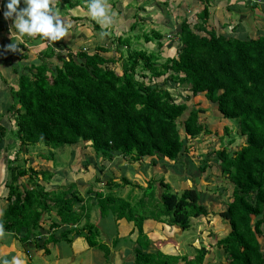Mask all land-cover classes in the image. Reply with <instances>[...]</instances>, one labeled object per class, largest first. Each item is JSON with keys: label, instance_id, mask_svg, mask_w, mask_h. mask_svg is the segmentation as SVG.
<instances>
[{"label": "trees", "instance_id": "obj_1", "mask_svg": "<svg viewBox=\"0 0 264 264\" xmlns=\"http://www.w3.org/2000/svg\"><path fill=\"white\" fill-rule=\"evenodd\" d=\"M204 3L199 16L206 20L210 1L204 0ZM94 26L101 29L98 23ZM136 29L135 22L130 32ZM203 29L201 23L192 28L188 20L183 21L177 33V56L165 60L161 54L165 35L157 30L142 33L141 38L145 43H159L158 51L136 49L132 37L122 34L110 41L114 48L106 44L81 45L77 51L67 48L63 56L48 42L47 48L36 54L34 62L30 61L34 53L25 42L18 44L17 51L10 50V56L16 57L19 63L28 62L13 69L18 74V88L10 87L12 102L8 106L6 92H0L3 106H0V157L5 154L10 175V203L2 223L6 230L17 232L22 242L30 243L34 241L32 233L41 231V216L46 212L50 215L51 227L59 231L56 235L52 233L48 241L71 242L77 236L84 237L90 247L100 248L109 257V242L99 240V231L94 229L97 226L92 222V203L94 208L99 207L102 217L112 212L116 219H125L133 225L125 240L134 245L132 264H205L210 252L217 254L215 260L219 264H264L261 242L264 235V34L240 38L217 34L213 29L204 35L199 32ZM2 60L0 57V64ZM178 86L188 89L182 101L173 93ZM202 94L217 105L224 118L239 125L240 135L245 138L238 149L225 146L201 158L200 173L212 168L210 155L214 156L222 175L233 185L231 199L219 212L228 223L227 233L216 239L219 251L213 252L202 244L191 256L166 253L168 246L156 247L146 232L148 219L187 230L192 226V217L208 216L210 211L203 203L205 192L197 187L177 193L160 178L163 192L148 213L144 203L150 194L156 195V180L150 179L143 186L123 173L119 180L108 178L106 184L114 185V189H121L118 182L133 185L143 193L136 204L121 195H104L92 187L86 191L90 203L86 205L87 198L79 195L75 184L63 190L64 197L57 196L51 202L46 193L56 189H47L52 175L47 185L39 182L40 177L47 175V169H36L29 159L30 166L17 165L19 156L13 157L10 153L16 141L20 145L17 152L36 143L55 149L72 145L75 149H89L88 153L97 159L94 167L101 173L120 156L130 162L151 158L153 165L157 160L178 161L190 150V139L213 133L200 120V113L206 109L199 104H188L193 96ZM225 129L229 134V128ZM234 141L231 137L229 145ZM53 158L51 152L48 159ZM32 179L37 181L38 188L30 186ZM95 182L103 183V180L96 176ZM28 205L32 209L24 213ZM32 221L36 232L30 229ZM112 244L115 247L120 244L118 236Z\"/></svg>", "mask_w": 264, "mask_h": 264}, {"label": "rangeland", "instance_id": "obj_2", "mask_svg": "<svg viewBox=\"0 0 264 264\" xmlns=\"http://www.w3.org/2000/svg\"><path fill=\"white\" fill-rule=\"evenodd\" d=\"M64 1L67 0H63V2ZM209 1L210 3H215L217 0H209ZM201 3L205 6L204 0H202ZM64 6L69 7L67 2L65 3V5L64 4L62 5V3L60 2L56 10L60 14H63L64 10L62 8ZM183 21H187V20H183ZM199 21L205 22L207 20L201 19ZM160 29L163 32H168L170 30L169 28H165V27H160ZM134 32H136V30ZM144 33L146 32L144 31ZM261 34H264V30ZM235 35L240 37L244 36V34L242 35L235 34ZM245 35H251V34H245ZM86 39L88 40V42H92L91 41L92 38L89 40L88 37L86 36ZM35 42H36V45L34 46L35 48L41 47L43 49L44 46H46L44 50L47 48V45L40 37ZM163 42H165V40ZM105 44L107 45L108 42L103 41V45ZM151 44L158 45L159 43L153 42ZM151 44H146L145 42L142 41L140 42L135 40L133 41V46L136 47V49H147L149 51H158V49L153 48ZM58 51L60 52L63 50L58 49ZM0 53H2L1 50ZM163 58L165 57L163 56ZM59 61L60 60H58V62ZM20 64H22V62H20ZM20 64L18 60V62L13 66H11V68L12 69L19 68ZM114 66H115L114 64H111V67ZM9 76L12 77L15 76L16 78H14V80L16 84H18V78L16 74L10 72ZM9 76L7 79L8 83H13L12 80L9 79ZM184 86H180L179 88H175V90H173L174 95H176L179 100L186 99L185 94L188 93L186 91L188 89H185ZM188 104L190 106L193 104H199L201 107L206 109V112L200 113V120L204 124H206L213 131V133L203 134L197 138L190 139L189 141L190 150L188 151V153L184 154L178 161H171L168 159H166L165 161L157 160L156 165H153L151 162L152 159L147 158V160H145L142 163L134 162L132 164L134 171H132L130 169L129 161L127 159H125L124 157H117V158L115 157L112 164L108 163L109 165L108 168L106 167L104 169V172L101 173L100 171H98L96 167H94L95 164L97 163V159L96 157H93V153H88L90 152L89 149H83L80 147H77L75 149L74 147H72V145H63L55 149L53 147L46 146L44 143H36V144L28 145L26 148L27 150H24L25 148H23V150H19V152H17L18 149H20L19 143L17 141L15 146L14 147L12 146L11 148L14 151V152L12 151V156L13 157L19 156V161L16 162L17 165L28 167L30 166L29 165L30 162H28L27 159H29L32 161L31 166L35 167L36 169H40V170L47 169L48 171L47 170L45 171V174L47 175L45 177L39 178V182L41 184L47 185V182L49 181L48 179L49 176L54 175L55 173H57L60 180L62 179V181L64 182L67 181L66 178L68 180L69 178H72L73 181L70 184H75L74 186L75 189L77 191H80L79 195L80 196L84 195V197L87 198L86 200H84V203H86V205L90 204L88 202V196L86 194L87 189L86 187L80 188V184H84L88 182H92L93 186L95 185L96 189L101 191L104 195H108V194H113L115 196L121 195L126 199L130 200L132 204H136L143 195V193L139 189L134 188L133 185L131 184L122 185V183L118 181L116 182H118V184L121 186V189H114V185L109 187L106 184L108 178L118 177V179L116 180H119V178L123 175V173H125L134 183L135 182H138L139 184L142 183L144 186L147 185L149 181L147 180L148 178L156 180L157 182L156 184L157 190L155 193L156 195L151 197L152 195L150 194L146 199V202L144 203L145 208L148 209V213L150 209L154 206V204L159 202V198L161 197V194L163 192V188L159 183L160 178H163L165 182L171 184L172 191L177 193H180L185 188H190L193 186L197 187L198 190H203L205 192L203 203L208 207L210 211V214L208 216H203L198 218L192 217L191 218L192 226L187 230H182L178 226L169 225L166 222L165 224L163 222L159 223L148 219L147 221L148 224L154 223L155 225H148L146 232L148 231L147 233H151L150 231H153V229L155 228L154 226L163 227L165 230L163 231V229L161 228L159 231L161 236H163V239L158 241L156 244H158V247L168 246L169 250H171L172 252L177 251L179 252V254L187 253L189 256L194 255L196 253V248L197 247L199 248L202 244H204L210 250H213V252L219 251V249L215 245L216 239L219 236L225 235L228 229V226L226 225L227 221L224 220L222 217H220L219 212H221L226 208V203L231 199L233 192V185L229 182L228 179H226V177L222 175L219 166L217 165V163H215L213 159L214 156L210 155V158L212 159V161L210 162L212 168L203 174L200 173L199 167L201 164V158L203 155L205 156L207 152H210L213 149H220L225 146L229 149H238L244 143L245 138L242 135H240L239 125L236 124L235 121H231L227 118H224L222 114L219 112L217 105L211 103L204 94L193 96L190 100H188ZM0 106H1V102H0ZM187 114L188 113H186L182 119H185ZM7 122H9L8 123L9 126H12L10 123V119H8ZM226 127L229 128V134L226 133V129H225ZM181 130H182V134L184 135L183 133L184 130L182 127ZM231 137L234 138L235 141L234 143H232V145H229L228 140L231 139ZM51 152L54 153V158L48 159V156L51 155ZM4 153L6 152L4 151ZM1 157L5 158V155L2 154ZM54 159H56V162ZM99 159L101 161V157H99ZM89 161L91 162L90 166L85 167L84 164L87 163L88 165ZM8 176L10 175H8L7 173L6 178ZM54 176L56 178V174ZM96 176H100V178L103 180L102 184L95 182ZM42 178H44V181H40ZM53 179L54 177H52V179L50 180L53 181ZM68 185L66 187L63 186L54 187L56 189L49 191V193H46V195L49 198L48 201L55 202L54 200L57 199L56 198L57 196H63V190L66 189ZM30 186L38 188L37 181L35 179H32ZM132 191L134 193L130 194L129 192L132 193ZM152 191L153 193L155 192V187L153 188ZM30 206L28 205L24 213H29L31 211L32 207ZM90 206L92 209L91 211L93 217L92 222H95V225L97 226L94 229L99 231L98 239L105 242H114V240L118 236L121 246L124 245L126 242L125 241L126 238H128L127 234H129V232L127 233V230L131 228V226L133 225L130 224L131 226H129V222H127L125 219L122 220L116 219V215H114V213L112 212H109V214L102 217L100 215L99 207L98 209H96L97 207L94 208V205L92 203L90 204ZM97 216H99V218H97ZM47 218H48V213L45 212L41 216L40 225H42V220H46ZM44 223L45 222H43V224ZM32 225H35V222L32 221L30 229L32 230V232L33 231L36 232L35 229H32ZM77 237L74 238V242L76 244H81L85 247L86 246L85 238L84 237L77 238ZM152 240L155 242L154 239ZM128 245L129 244H125L126 246L125 249L128 247ZM86 250L87 252L84 253L83 255L84 258L87 259L88 257L92 258V253L90 251V248L86 246ZM113 252H115L114 249H112L111 254ZM120 253L121 252H119V254ZM128 253L129 250L126 249L125 254L128 255ZM166 253H170V251ZM57 254L58 251L54 249L52 251V258H54V256H56ZM125 254L123 253L122 256H124ZM215 255L217 254L211 252L208 253L204 263L211 264L210 262L213 261L214 262L213 264H219L218 261L215 260V258H217ZM120 260L122 261V264H125V262L121 259V257ZM222 260L224 261V259ZM32 261H35L34 264H46V262L43 261V259H41L40 255L34 257ZM73 264H77V263H73Z\"/></svg>", "mask_w": 264, "mask_h": 264}, {"label": "crops", "instance_id": "obj_3", "mask_svg": "<svg viewBox=\"0 0 264 264\" xmlns=\"http://www.w3.org/2000/svg\"><path fill=\"white\" fill-rule=\"evenodd\" d=\"M201 1L202 0H126L125 6V0H108L112 11L115 13V17L114 23L108 29L110 35L102 38V29L95 28L94 24L97 22L89 16L87 9L85 8V0H67L64 2L63 0H56V8H58L60 2L62 5H65L67 2L69 7L64 6L62 8L64 13L60 15L68 17L73 22V29L75 30L72 31V29H70L69 35L66 38L54 42L52 45L56 51H58V49H62L63 51L60 52L63 53L62 55H65L68 51L67 48H73L77 51V48L81 45L90 47L96 44L103 45V41L108 42V47L112 46L114 48V44H109V41H111L115 36L121 34L132 37L133 41L145 42L143 38H141L142 33H144V31L148 32L157 30L162 34H165V38L162 39L163 46L161 51L162 60H165V58L173 57L178 50L179 41L177 33L183 20H188L192 28H194L196 24L201 23L204 29L199 32L205 35L206 32L213 29L218 33L230 35L231 33L238 35L250 33L251 37L257 38L259 35L258 33H262L264 30V0L262 4H257L254 8H252L253 5L251 3L246 2L245 0H217L215 3H209V17H207V21L198 22V14L204 8ZM7 2L8 0H0V50L2 52L0 53V57L3 59L0 66V91L2 93L6 92L8 106V104L12 102L10 87H14L15 89L18 88V85L14 80L16 77L9 76L10 72H13L18 77L17 73H15V71L11 68V66L18 62V59L10 56V49H8L7 46L18 42L15 39L12 40L11 38L10 26L12 25L13 20L5 19L3 15L6 11ZM20 7H25L23 1H21ZM73 17L77 18L78 21L73 20ZM135 22L137 24V29L136 32L132 33L130 32V27ZM160 27L169 28L170 30L168 32H163ZM12 31L15 32L16 30L12 29ZM167 35L169 36L168 38ZM86 36L89 40L92 38V42H88ZM38 38L39 36L36 39L27 36L24 37L25 45L34 53L31 57V62H34L37 59L36 54H38L39 51L44 50L46 47L44 46L43 49L41 47H34L36 45L35 41ZM241 38L244 37L242 36ZM164 40L165 42H163ZM43 41L47 46L49 45L48 41ZM151 43L153 42L146 44ZM152 47L156 48L157 45H152ZM163 56L165 58H163ZM26 62L28 61H23V65L19 64L23 67ZM8 76L13 83H8ZM178 101L182 100L178 99ZM12 151L13 150L11 149V154ZM0 161H2V163H0V211L3 212V215L0 216V223H3L5 220L4 214L10 203L8 187L9 176L6 178L8 165L5 158L0 157ZM132 168L133 166L130 165L131 170ZM55 174L56 178L54 176ZM55 174L52 175V177H54L53 181L48 183V189L51 190L58 185L63 187H66L68 184L72 185L70 184L73 181L72 178H69V180L66 178L67 181L64 182L62 179L60 180L57 173ZM147 180H150V178ZM84 187H86L87 190L92 187L97 190L95 185L93 186L92 182L80 184V188ZM52 214L55 215V211L52 212ZM56 217L59 219L58 215ZM97 218H99V216H97ZM50 224L51 220L48 213L46 223H42L43 227L41 231L36 234L32 233L33 235L31 239H34V241L30 243H25L24 241L22 242L20 234L13 230H6L4 228L6 234L10 233V235H6L3 239H0V257L10 259L12 256H20L24 259L25 264H34L35 261H32V259L39 255L41 256V259L46 262V264H122L120 257L125 264H130L131 262L133 263L135 259L134 245L130 243H128L129 245L126 248L129 250L128 255H126L125 244L127 243L122 246L119 244L115 247L112 242H109L111 251L114 249L115 252L107 257L100 248L90 247L89 244L85 242V245L90 248L92 253V258L87 256L89 259L88 261V259L83 256L84 253L87 252L86 246L84 247L81 244H76L74 239L71 242L59 241L54 243L52 241H48V239L52 236V233H55V235L59 233L57 228L51 227ZM148 225L155 224L149 223ZM226 225L228 226V223ZM154 227L155 228L153 231H150L151 233H149V235L155 240V245L158 246L156 243L163 239V236H161L159 231L161 228L163 231L165 229L161 226ZM130 229L131 228L127 230V233ZM31 239L29 241H31ZM261 242L262 249H264V235ZM54 249L58 251V254L52 258V251ZM169 251L172 252L171 250ZM119 252L121 253L119 254ZM123 253L125 254L124 256H122ZM172 253L178 254L177 251H173Z\"/></svg>", "mask_w": 264, "mask_h": 264}, {"label": "clouds", "instance_id": "obj_4", "mask_svg": "<svg viewBox=\"0 0 264 264\" xmlns=\"http://www.w3.org/2000/svg\"><path fill=\"white\" fill-rule=\"evenodd\" d=\"M245 1L251 3L253 5L252 8L256 7L257 4L263 3V0ZM23 2L25 7L21 8V0H8L6 4V11L3 13L5 19L13 20V23L10 26L11 38L12 40L15 39L18 42L8 45V49L17 51L18 44L25 42V36L33 39L39 36L41 39L47 40L53 44L54 42L60 41L69 35L70 29L74 26L73 22L68 17L61 16L56 10V0H23ZM85 6L91 19L95 20L101 26V37L103 38L104 36L110 35L108 29L114 23L115 13L112 11L108 0H85ZM199 14L198 20H201ZM12 29H15L16 31L13 32ZM216 33L223 34L218 32ZM206 35H208V32H206ZM231 35L237 37L234 33H231ZM259 35H261V33ZM168 37L169 36L167 35V38ZM243 37L247 38L251 37V35H244ZM174 56H177V52ZM179 87L180 86L177 88ZM54 160L56 162V159ZM133 163L134 162L129 161V165H132ZM140 163H142V161H140ZM110 164H112V162ZM2 215L3 212L0 211V216ZM6 235H10V233L6 234L3 224L0 223V239H3ZM0 264H25V261L20 256H12L10 259L0 257Z\"/></svg>", "mask_w": 264, "mask_h": 264}]
</instances>
